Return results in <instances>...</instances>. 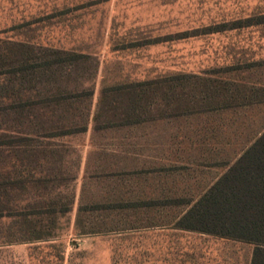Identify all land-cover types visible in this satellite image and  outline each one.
<instances>
[{"label":"rangeland","instance_id":"obj_1","mask_svg":"<svg viewBox=\"0 0 264 264\" xmlns=\"http://www.w3.org/2000/svg\"><path fill=\"white\" fill-rule=\"evenodd\" d=\"M59 5L57 28H46L44 17L42 39L31 43L81 57L58 77L71 81V94L85 92L79 107L88 130L19 137L13 148L39 181L17 193L23 219L0 223V231L55 221L56 237L0 246V264H251L254 246L175 224L264 126V0ZM27 29L17 26L16 35ZM212 86L225 96L205 97ZM240 92L246 101L228 108ZM138 94L146 106L141 123L129 125L126 98ZM97 123L103 128L94 132ZM214 145L220 150L204 151Z\"/></svg>","mask_w":264,"mask_h":264},{"label":"trees","instance_id":"obj_2","mask_svg":"<svg viewBox=\"0 0 264 264\" xmlns=\"http://www.w3.org/2000/svg\"><path fill=\"white\" fill-rule=\"evenodd\" d=\"M66 52L31 41H8L0 38V223L2 224L11 219L18 220L17 223L23 219V200L17 198V193L26 189L25 185H28L26 182L32 184L39 181L35 180V171L27 169L30 167L25 164L27 159L21 156L22 151L17 155L15 149L20 150V148H13L19 142V137L30 134L50 140L72 137L88 130L89 115L82 113L79 107L85 102L82 100L86 95L85 92L71 94V81L66 79L68 83L61 85L58 77L63 78L61 75L63 72H60L66 69V66H74L72 67L74 69L77 66L76 62L81 58L76 55L65 57L68 55ZM73 69L69 68L67 73H72ZM132 88L134 87L128 89ZM88 93V96L92 97V92ZM126 99L128 104L125 103V108L131 112L127 115L131 122L129 125L141 123L139 120L143 116V106H146L142 96L132 95ZM51 104L53 107H50ZM122 108L116 109V112ZM47 110L52 112L50 117L44 114L49 112ZM86 110L88 111L89 108ZM7 119L19 125L13 129L11 126L15 123L3 122ZM41 119L42 122H39ZM112 124L117 123L113 121ZM102 126L97 123L94 132H99ZM110 126L115 128L116 125ZM39 155L34 154L33 161ZM118 158L112 156L108 159L117 162ZM29 216L35 218L37 214H29ZM40 221L43 222V219ZM55 224L54 221L50 226L43 225L40 229L35 226L28 231L17 228L9 234L2 230L0 246L51 242L56 237L53 227ZM175 226L177 230L198 232L252 245L254 251L251 264H264V133L214 185L199 199L189 203V208L179 217Z\"/></svg>","mask_w":264,"mask_h":264},{"label":"crops","instance_id":"obj_3","mask_svg":"<svg viewBox=\"0 0 264 264\" xmlns=\"http://www.w3.org/2000/svg\"><path fill=\"white\" fill-rule=\"evenodd\" d=\"M59 8H60L59 0H0V38L4 39V40H8V41H37V40L42 39L44 17H46V16L49 17V25L46 28H49L50 30L53 29V26H56V28H57L58 17H59V15H58ZM53 19H55L54 23H53ZM22 25H24L26 28H28L27 31H25V33H18V35H16V32H15L16 27L22 26ZM27 33L30 35H26ZM180 77L181 76H177V79H175L174 82H179L182 79ZM178 78H180V79H178ZM190 89H192V91H194V92L196 90V92H197L199 89V86L198 87L194 86ZM207 90L210 94L211 93L212 94H211V96H205V97H211V98L216 99V98H219L220 96H222V97L225 96L220 91L214 90L213 86L211 87V89L207 87ZM223 90L226 91L225 89H223ZM177 92L178 91H175L174 94H176ZM228 93H229V91L226 92V96L229 95ZM232 93H233V91H232ZM234 95H237V94H234ZM242 97L246 101V99L244 98V95H242V93L240 92V95L237 96L236 98H233L230 101H229V98L226 99L227 102L225 101V104H227L226 106H229L228 108H233V107L236 108V107L240 106V104H242L241 103L242 101H239V98L241 99ZM170 98H171V95H169V97H168V102L170 101ZM230 102H231V104H228ZM249 103H251V102L249 101ZM258 103H259V101H258ZM263 133H264V126H262L261 129L256 132L255 137L252 138V140L250 141V144L239 149L240 154L235 159V161ZM219 146L220 145H214V146H211V148L205 147L204 151L214 152L213 150H215V151H217L218 149L220 150ZM212 148H215V149L212 150ZM125 158L126 157H124V159ZM131 159H133V157H131ZM233 163H232V165H233ZM231 166L227 167L226 171H224L222 175L218 176L216 179H214L210 183L212 185H214L228 171V169ZM199 198H197V199H199Z\"/></svg>","mask_w":264,"mask_h":264}]
</instances>
